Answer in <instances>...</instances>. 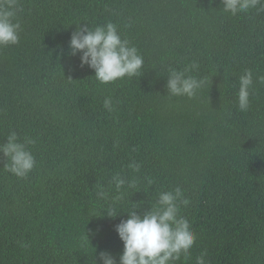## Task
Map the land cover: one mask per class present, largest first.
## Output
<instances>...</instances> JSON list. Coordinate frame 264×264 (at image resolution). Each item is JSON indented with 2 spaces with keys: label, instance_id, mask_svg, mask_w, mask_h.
<instances>
[{
  "label": "trees",
  "instance_id": "1",
  "mask_svg": "<svg viewBox=\"0 0 264 264\" xmlns=\"http://www.w3.org/2000/svg\"><path fill=\"white\" fill-rule=\"evenodd\" d=\"M20 4L19 43L0 47V144L12 131L31 139L36 165L18 178L0 153V264H102V251L119 262L115 226L176 187L196 234L179 264L202 252L206 264H264V85L238 109L239 76L264 74V11L231 16L220 0ZM108 22L144 65L101 84L69 43L78 24ZM193 64L187 75L206 80L195 97L168 94L170 70ZM117 174L135 187L117 190ZM109 206L115 218L101 215Z\"/></svg>",
  "mask_w": 264,
  "mask_h": 264
},
{
  "label": "clouds",
  "instance_id": "2",
  "mask_svg": "<svg viewBox=\"0 0 264 264\" xmlns=\"http://www.w3.org/2000/svg\"><path fill=\"white\" fill-rule=\"evenodd\" d=\"M222 11L231 16L238 13H248L255 9L258 13L264 11V0H220ZM215 3V0H209ZM21 11L20 0H0V47L16 45L20 40L21 24L16 17ZM69 47L71 55L80 54L81 67L88 66L95 71V78L101 84H108L125 77L136 76L144 65V58L137 47L121 37L116 24L108 22L106 25L90 27L79 26L73 33ZM198 65L193 64L183 71L171 69L166 88L168 94L188 98L195 97L205 83V79H197L187 75ZM264 85V74L254 73L245 69L239 76L238 109L247 111L250 107V96L254 83ZM104 107L112 110V101L106 98ZM31 139L20 142L17 132L12 131L5 143L0 144V153L8 159L5 170L18 178H26L36 165L34 155L28 149ZM135 172H139L141 165L133 161L128 165ZM113 183L117 190L126 183L135 187V181H126L119 174L113 176ZM156 206L139 215L134 206L128 211V218L115 226V230L123 242L124 249L119 256V262L110 252L102 251L99 261L102 264H179L182 255L187 258L195 244L196 234L190 226L189 220L180 215L181 206L187 207L190 200L185 198L180 187L174 190L161 191L158 194ZM97 196L105 198L106 193L100 191ZM106 212L115 218L118 213L109 206ZM206 252L196 257L195 264H206ZM95 264L97 262L95 261Z\"/></svg>",
  "mask_w": 264,
  "mask_h": 264
}]
</instances>
